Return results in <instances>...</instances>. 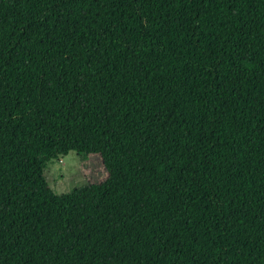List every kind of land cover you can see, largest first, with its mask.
<instances>
[{
	"label": "trees",
	"instance_id": "obj_1",
	"mask_svg": "<svg viewBox=\"0 0 264 264\" xmlns=\"http://www.w3.org/2000/svg\"><path fill=\"white\" fill-rule=\"evenodd\" d=\"M0 264H264V0H0Z\"/></svg>",
	"mask_w": 264,
	"mask_h": 264
},
{
	"label": "rangeland",
	"instance_id": "obj_2",
	"mask_svg": "<svg viewBox=\"0 0 264 264\" xmlns=\"http://www.w3.org/2000/svg\"><path fill=\"white\" fill-rule=\"evenodd\" d=\"M45 176L52 189L68 204L92 200L90 185L104 180L107 173L99 154H69L47 161Z\"/></svg>",
	"mask_w": 264,
	"mask_h": 264
}]
</instances>
